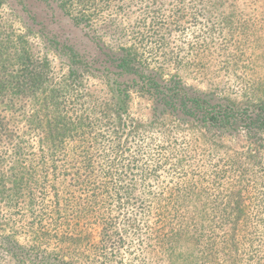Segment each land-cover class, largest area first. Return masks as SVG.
<instances>
[{
	"label": "trees",
	"instance_id": "1",
	"mask_svg": "<svg viewBox=\"0 0 264 264\" xmlns=\"http://www.w3.org/2000/svg\"><path fill=\"white\" fill-rule=\"evenodd\" d=\"M10 1L25 23L39 25L44 48L69 63L67 75L89 61L61 32L81 27L92 33L93 43L99 39L97 71L111 95L98 114L83 107V95L64 83L66 78L52 84L46 57L27 74L8 60L13 70L2 73L0 106L33 101L15 145L0 110V208L10 204L20 212L24 245H16L17 261L264 264V100L248 98L244 78L234 75L241 72L242 48L225 37L217 42L213 27L198 39L181 40L188 35L179 33L182 20L195 15L199 4L234 5L223 0ZM252 2L264 8V0ZM133 9L139 17L125 28L116 13ZM254 49L259 47L248 50ZM15 53L10 58L22 65L30 54L26 47ZM213 66L230 75L245 100L194 90L179 76L187 69L203 77ZM130 90L148 97L156 113L172 116L177 132L196 135L207 144L205 150L217 147L215 137L241 136L245 145L217 158L209 170L203 158L188 161L187 153L198 147L189 141L180 146L174 130L156 137L126 133L121 121ZM27 152L33 159L12 160V154ZM89 226L96 227L99 240L90 237ZM8 245L15 247L10 240Z\"/></svg>",
	"mask_w": 264,
	"mask_h": 264
},
{
	"label": "rangeland",
	"instance_id": "2",
	"mask_svg": "<svg viewBox=\"0 0 264 264\" xmlns=\"http://www.w3.org/2000/svg\"><path fill=\"white\" fill-rule=\"evenodd\" d=\"M223 1H226L227 5H234V8L214 6L216 9H212L210 7H201V4H199V8L201 9L195 15L182 20V27L179 33L188 35V37L182 38L181 40L201 38L200 36L204 29L213 27L211 34L213 36L215 35L217 42L225 37L226 41L228 40L230 43L238 46V48L243 49L244 54L240 56V60L242 61L241 72L234 70V75H240L244 78V84L246 86L245 93L248 98H254L253 100L261 98L264 100V8L261 7L260 3L253 4L252 0ZM166 2L172 3L174 0H166ZM9 6L12 9H8ZM18 7L10 0H0V64H2L0 66V79H2L3 72L6 73L8 70H13L11 69L12 66L10 67V64L8 65V60L14 64L13 67L21 70V73L27 74L28 72L33 73L38 66L39 59L44 56L49 63L52 84H58L66 78L64 83L70 85L78 94L83 95L81 101L84 103L83 107L95 110L99 114V108L102 106V102L111 96L106 81L99 71H97L99 70V54L102 52V47L97 41L99 39H96V42L93 43L91 41L92 33L88 29L81 27L70 26L68 32H61L63 35H67L70 43L76 48L75 50H78L89 61L88 66L78 68V72L75 75H67L70 66L69 63L58 58L47 48H44V43L38 36L39 33L37 30L39 29V25L36 23L31 27L25 23L20 18L22 11L15 10ZM135 11L133 13L130 10L122 13L117 11L116 14L119 16L118 18L122 22V26L127 28L138 19L139 13ZM221 31L222 34H219ZM96 35L99 36V30ZM112 45L114 46L115 44L112 43ZM250 46H257L259 49L248 50ZM25 47L28 48L30 54L24 65L10 58V55H16V51L24 50ZM215 66L211 67L207 71V75L204 74L203 77H200L195 70L191 72L187 69L183 72L181 71L179 76L187 86L194 90L214 92V94L236 103L245 100L241 99L242 97L239 98L240 95L234 90L235 83L230 79V75H223L222 73L216 72L217 67ZM130 91L127 106H124L121 121V126H125L126 133L137 132L146 136L153 135L156 137L154 134H157V132L174 130L177 133L176 136L178 134L180 135V137H175V142L180 144V146H186V142L189 141L190 143H195V146L198 147L197 151L187 153L186 158L188 161L190 162L195 159V162L201 163L200 160L203 158L208 163L209 170L214 169L217 158L219 159L223 155L225 156V154H231L235 150H242V145H245V141L241 136L229 138L215 137L211 141L217 147L213 149L208 144L209 151L205 150L207 144L196 139V135L193 136L187 133L186 129H184L185 131L178 130V132L174 129V127H179V124L170 122L172 116H163L159 112L156 113L148 97L141 96L134 90ZM32 105L33 101L29 97L16 103V105H12V107L5 104L0 106L2 115L6 116L3 122L7 124V127L15 136L14 145L18 141V136L25 129L27 124L25 118L32 114ZM97 123L99 125V122ZM180 129L182 130V128ZM11 146L13 147V145ZM8 153H11V150H8ZM262 153L264 158V151ZM20 155L12 154V160L14 162H21L25 159H33L28 152L26 155ZM12 204L16 203L13 202ZM3 205L0 208V264H22L16 258V254H18L16 245L20 247L24 245L22 241L23 235L20 233V212L18 207L9 208L10 204ZM87 231L91 234L90 237L92 239L95 241L99 240L96 227L89 226ZM9 240L13 242L15 247L12 246L10 248L8 245ZM79 262L81 264H91L86 259H80ZM94 263L99 264L98 262ZM115 264L122 263L117 261Z\"/></svg>",
	"mask_w": 264,
	"mask_h": 264
}]
</instances>
